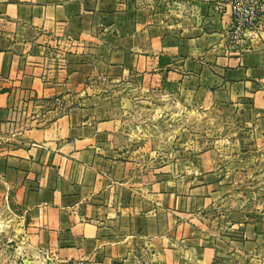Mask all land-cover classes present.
Wrapping results in <instances>:
<instances>
[{
  "label": "crops",
  "instance_id": "0c3cea01",
  "mask_svg": "<svg viewBox=\"0 0 264 264\" xmlns=\"http://www.w3.org/2000/svg\"><path fill=\"white\" fill-rule=\"evenodd\" d=\"M231 1L0 0V231L24 262L264 264V213L232 200L256 154L152 170L121 95L158 87L264 135V32L231 46Z\"/></svg>",
  "mask_w": 264,
  "mask_h": 264
},
{
  "label": "rangeland",
  "instance_id": "374dc122",
  "mask_svg": "<svg viewBox=\"0 0 264 264\" xmlns=\"http://www.w3.org/2000/svg\"><path fill=\"white\" fill-rule=\"evenodd\" d=\"M261 23L264 28V22ZM231 28L230 22L227 42ZM166 94L158 87L129 89L121 94L131 114L126 119L132 131H129L130 138L134 137L136 144L142 143L143 139L151 142L152 170L159 169L162 163L168 161H185L189 157L208 152L228 159L254 153L256 157L253 160H244L236 168L232 200L247 216L264 213L263 133L260 134L255 125L228 114L203 112L193 115L171 97H164ZM59 105L58 102L48 106L40 104V111L59 108ZM141 168L142 165L137 166V170ZM142 183V178L135 179V197L142 194ZM6 236L5 232L0 231V264H28L23 261L26 258L14 243L7 244Z\"/></svg>",
  "mask_w": 264,
  "mask_h": 264
},
{
  "label": "built area",
  "instance_id": "2783aa9c",
  "mask_svg": "<svg viewBox=\"0 0 264 264\" xmlns=\"http://www.w3.org/2000/svg\"><path fill=\"white\" fill-rule=\"evenodd\" d=\"M264 13V0H232L230 3L231 32L228 43L239 44L251 35L264 32L260 17ZM60 264H89L82 260H65Z\"/></svg>",
  "mask_w": 264,
  "mask_h": 264
}]
</instances>
